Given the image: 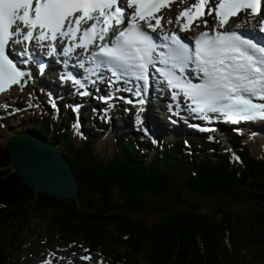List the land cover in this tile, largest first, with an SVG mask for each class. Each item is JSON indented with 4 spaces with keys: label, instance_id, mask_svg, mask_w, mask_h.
Wrapping results in <instances>:
<instances>
[{
    "label": "trees",
    "instance_id": "trees-1",
    "mask_svg": "<svg viewBox=\"0 0 264 264\" xmlns=\"http://www.w3.org/2000/svg\"><path fill=\"white\" fill-rule=\"evenodd\" d=\"M53 124L51 119L33 122L18 127L16 135L30 132L45 139L52 133V143L63 144L78 199L30 189L11 173L9 154L0 145V264L19 260L36 217L45 221L51 241L81 240L113 264L264 260V158L249 146L238 149L236 157L229 152L198 156L200 142L186 153L181 140L159 136L161 145L152 157L141 149L139 138L120 135L116 149L101 154L94 137H86L81 147L72 141L69 116L60 115ZM184 195L214 200L218 206L205 211L185 202ZM182 204L189 210H177Z\"/></svg>",
    "mask_w": 264,
    "mask_h": 264
},
{
    "label": "snow or ice",
    "instance_id": "snow-or-ice-1",
    "mask_svg": "<svg viewBox=\"0 0 264 264\" xmlns=\"http://www.w3.org/2000/svg\"><path fill=\"white\" fill-rule=\"evenodd\" d=\"M171 6L167 0H127V3L124 0H0V93L19 83L24 76L9 59L10 41L19 44L33 40L54 42L58 37L67 39L69 45L61 47L62 55H71L76 48L87 50L95 44L98 52H93L91 58L105 57L100 63L111 65L113 75L135 74L136 79L146 80L147 67L154 63L153 52L156 49L153 37L146 29L155 32L162 27L164 17L156 13ZM261 7L262 0H194L180 13L181 20L186 18L182 30H190L193 16L197 13L205 15L206 9L208 16L215 13L218 18L214 27L224 28L229 19L241 11L252 17L261 15ZM127 9L133 11L128 14L124 29L117 33L114 25L125 24ZM167 23L171 24L173 20L169 19ZM203 23L207 26L209 21L204 20ZM235 23L233 21V27ZM260 31H264V15H261ZM106 36L111 47L102 43ZM209 37V32H202L195 41L194 52L176 33L164 37L177 46V59L188 53L187 58L194 57L205 77L203 84L185 83L161 69L167 83L173 89L179 88L191 100L188 107L194 113L204 114L201 118L207 119L208 112H220L234 123L240 119H264V103H254L252 99L264 100V46L258 47L251 41L242 40L231 30L224 33L217 30L214 36ZM50 48V54H55V45L51 44ZM21 54L26 55L24 52ZM160 62L167 64L168 60ZM74 82L84 87L79 80ZM83 95L88 93L85 91ZM137 120L143 123L139 116Z\"/></svg>",
    "mask_w": 264,
    "mask_h": 264
},
{
    "label": "rangeland",
    "instance_id": "rangeland-1",
    "mask_svg": "<svg viewBox=\"0 0 264 264\" xmlns=\"http://www.w3.org/2000/svg\"><path fill=\"white\" fill-rule=\"evenodd\" d=\"M46 81L50 82L51 79L49 77H46ZM56 83V81H55ZM41 90V91H40ZM37 96L35 95H27L26 97L28 98H17L16 102L18 104L19 107V111H17V114L15 115L16 119H14L13 116H1L2 120H6L7 125L2 124V122H0V138L1 140H11L14 137H18L19 135H16L17 127H19L21 124H24L23 127H26L28 124H31L32 122H40L41 119L43 118V114L41 113V108L42 107H46V105L51 106L52 108V112L56 113L59 109V101H60V95H58V91H57V99H53L48 93H46V91H44L43 89H37ZM36 93V92H35ZM42 95V96H41ZM95 103V106L100 107V105L98 103H96V101H93ZM29 104H32V106H29ZM55 105V106H54ZM60 106H62L64 112H66L69 115L76 116V114H78L77 116H80L83 119H86L87 117H91V115H94L93 110L91 109V107L88 108H80L77 105L76 106H72V105H65L64 103L60 104ZM90 108V109H89ZM62 110V111H63ZM72 110L76 111V113H73ZM153 111V110H151ZM160 111H162V109H159L158 111V115L159 117L162 119L163 117L161 116V114L159 113ZM89 112H91V115H87ZM96 114L98 115V119L100 121L106 122L107 123V127L104 129H98L99 131L97 132L95 129L89 130L86 129V127L79 123V120H75L78 121L76 123V127L74 129V135L75 138L72 139V141H76L77 143L81 144L82 143V139L80 141L79 139V135H85V134H89L92 135L94 132L97 133L98 135L102 136V138L100 139V141L97 143V150H99L101 152V154H109L112 153L114 150L113 147V143L115 140V136L118 134L120 135V133L123 134H127L130 130H135L134 129V125L137 124V121L135 120V118H133V116L130 114L129 116H126L124 114V109L123 108H115L114 112L112 113L109 109H107L105 106H102V108L97 109ZM7 118V119H6ZM132 119H133V123H132ZM1 120V121H2ZM96 122V119H95ZM167 126V124H166ZM122 128V129H120ZM138 128L143 132L144 134V127L143 126H138ZM155 129V127H154ZM166 129L162 130L165 131ZM167 131V132H166ZM165 132L166 133H162L163 137L167 136V135H171L177 132L176 136L177 138H181L184 139L185 141H187L188 139L191 138H199V136L194 135L192 133H190L189 131L185 130L183 132L181 131H171V129H167ZM137 133H141L138 131H135ZM85 133V134H84ZM189 133V134H188ZM22 135V134H21ZM23 135H27V133H24ZM34 135V134H33ZM36 136V135H34ZM187 138V139H185ZM208 139L210 140L211 137H208ZM262 139H264L263 137H260L259 139H257L256 141H254L253 143H249L248 141V137H246L245 135L241 136V140L235 138L234 136H232L231 141L233 143L237 142L239 145L243 146L245 143L249 144V149L252 150L253 154H255L256 156H258V158H264V142H262ZM0 140V141H1ZM154 143H151L150 140H146V144H148V146L150 145H155V141H153ZM157 142H158V138H157ZM2 146H4L3 144H0ZM220 146L222 149L227 150L230 149L229 144H225V143H220ZM58 149L60 150L61 154L67 155L66 151L63 148V144H61ZM218 151V148H216ZM216 149L215 147H212L210 149V151H208V149L202 147L201 149H199L200 155L201 156H209L211 154H216ZM221 149V150H222ZM223 152V150H222ZM8 154V153H7ZM68 157H70L69 155H67ZM152 156H154V154L152 153ZM10 167H12V165H10ZM185 198V202H189V203H193L196 205H200V206H204V210H208L210 209L212 212L216 210V207L218 206V204L214 201V200H207L203 197H197V196H191V195H184L183 196ZM162 201V200H160ZM151 202H155V200L151 199ZM177 210H189V207L186 204H182V205H178V207H176ZM152 216V215H151ZM157 217V215L153 214V219H155ZM42 218H35V222H34V227L37 229V231H41L44 228H41L43 223ZM36 234L37 232H31L29 238H28V242H29V246L28 249L25 251H22L20 259L17 261V264H29L28 261H31V264H35L38 263L40 260L43 259V257H47V255L49 254V251H53L56 250L58 251V253L60 255H65L66 253H71L72 255H75L76 253H78V256H85V253H90L88 250L83 249L85 252H83L82 250H80L79 246H75V245H68L65 242H56L53 245H48L46 243H42L41 240L38 238L36 239ZM32 238V239H31ZM78 256L76 257L77 260H79ZM87 258V257H86ZM88 260V258L86 259ZM98 260H101V257L98 255H94V263H97ZM104 261V260H103ZM106 262V261H104ZM258 264H264V260H259Z\"/></svg>",
    "mask_w": 264,
    "mask_h": 264
},
{
    "label": "water",
    "instance_id": "water-1",
    "mask_svg": "<svg viewBox=\"0 0 264 264\" xmlns=\"http://www.w3.org/2000/svg\"><path fill=\"white\" fill-rule=\"evenodd\" d=\"M23 139L25 138H19V136L15 138V140L19 141ZM28 141L31 143L25 145L24 148L25 155H28L31 163H25L24 168L21 169H17L13 165L17 162L16 157L14 156V152L8 150L10 142L7 145L12 167L19 178L35 192H40L59 199L77 200V181L71 166L64 156L47 141H39L42 144L31 140ZM35 148L36 151H34ZM36 156L43 159H30Z\"/></svg>",
    "mask_w": 264,
    "mask_h": 264
},
{
    "label": "bare ground",
    "instance_id": "bare-ground-1",
    "mask_svg": "<svg viewBox=\"0 0 264 264\" xmlns=\"http://www.w3.org/2000/svg\"><path fill=\"white\" fill-rule=\"evenodd\" d=\"M162 14H165V13L163 12ZM235 22H236L235 24L237 25V24L240 23V20L237 19V20H235ZM163 27H164V25H163ZM23 44H24V48L26 47L25 50L30 49L28 42H23ZM28 65L34 66L35 64H34L33 61H30V62H28ZM33 70H35V69H33ZM36 70H38L37 67H36ZM38 72H39V70H38ZM52 74H53V72H52ZM26 80H28L27 87H25V88L15 87V88L11 89L10 91H8L6 93L4 99L5 98H10V100L13 101L11 103H15L17 98H25L27 95H29V96L32 95V93L34 92V85H35V83H38L37 81H39L38 77H35V80L34 79L31 80V79H28V78ZM94 97L100 98L97 95L94 96ZM26 98H28V97H26ZM160 105L161 104H158V101H156L154 98H152V99H150L148 101V103L146 104L145 107H142L143 111H140L137 108L131 107V108H128L129 109L128 112H130L131 114L135 113L137 116H142V118L144 117L146 120H148V122H150L149 123V127H148L150 132L153 133V134H156V133L162 132V130H164V129H166V130L169 129V127H171V125H172V122L167 117L168 115H166V116L164 115V113H165L164 109L159 107ZM159 109H162V111H160L161 116L163 117L162 119L158 116ZM151 110H153V111H151ZM132 123H133V119H132ZM166 124H167V126H166ZM255 125H257V128H259V130L261 131V132H258V136L264 138V122L263 123H256ZM154 127H155V129H154ZM224 129H226V131L228 133H230V134H231V132H233L232 128H230L228 126H225ZM165 131H163V132L165 133ZM50 135L52 136V133ZM232 136L233 135H230V138H232ZM22 137L25 138V139H23L21 141L15 140L16 137H14L13 139L8 140V141H6L4 139L1 140V138H0V140H1L0 144H3L6 147H7L8 143L10 142L9 146H8L9 149H8V147L5 148V149H6L7 153L9 154V160H10L9 163H10V165H12V161H11L10 153L8 152V150L11 151V152H14V156L16 157V161L17 162L15 164H13V165L17 169L18 168L19 169L24 168V164L25 163L26 164H30L31 163V161H29L28 155H25V148H24L25 145L31 143L28 140L34 141V142L39 143V144H42L39 141H43L41 138H38L37 136H34L33 133H30V132L27 135H23L22 134V135L19 136V138H22ZM26 139H28V140H26ZM218 141H219V138L217 136H215L214 139H213V144L215 146H217ZM262 142H264V139H262ZM34 151H36V148L34 149ZM30 159H40L41 160L43 158H41L39 156H36V157L30 158ZM51 252H53V251H51Z\"/></svg>",
    "mask_w": 264,
    "mask_h": 264
}]
</instances>
